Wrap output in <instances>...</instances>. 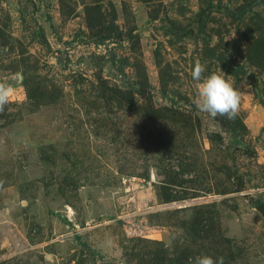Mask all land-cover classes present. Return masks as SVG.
Listing matches in <instances>:
<instances>
[{"label":"rangeland","instance_id":"374dc122","mask_svg":"<svg viewBox=\"0 0 264 264\" xmlns=\"http://www.w3.org/2000/svg\"><path fill=\"white\" fill-rule=\"evenodd\" d=\"M0 81V264L264 262V0H0Z\"/></svg>","mask_w":264,"mask_h":264},{"label":"clouds","instance_id":"9594fccd","mask_svg":"<svg viewBox=\"0 0 264 264\" xmlns=\"http://www.w3.org/2000/svg\"><path fill=\"white\" fill-rule=\"evenodd\" d=\"M206 72V63L199 58L194 61L191 77L195 83L196 107L210 117H225L234 119L239 112L241 104V88L232 75L226 74L221 68L217 71ZM14 94V85L7 81H0V112L10 102ZM189 264H223V257L214 258L208 254H199L189 259Z\"/></svg>","mask_w":264,"mask_h":264},{"label":"water","instance_id":"95a60500","mask_svg":"<svg viewBox=\"0 0 264 264\" xmlns=\"http://www.w3.org/2000/svg\"><path fill=\"white\" fill-rule=\"evenodd\" d=\"M260 209H262V211H264V206L260 207Z\"/></svg>","mask_w":264,"mask_h":264},{"label":"crops","instance_id":"0c3cea01","mask_svg":"<svg viewBox=\"0 0 264 264\" xmlns=\"http://www.w3.org/2000/svg\"><path fill=\"white\" fill-rule=\"evenodd\" d=\"M261 264H264V262H261Z\"/></svg>","mask_w":264,"mask_h":264}]
</instances>
